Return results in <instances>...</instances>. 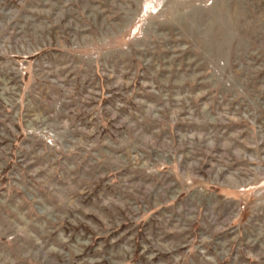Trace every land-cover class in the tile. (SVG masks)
<instances>
[{
	"label": "rangeland",
	"instance_id": "374dc122",
	"mask_svg": "<svg viewBox=\"0 0 264 264\" xmlns=\"http://www.w3.org/2000/svg\"><path fill=\"white\" fill-rule=\"evenodd\" d=\"M0 264H264V0H0Z\"/></svg>",
	"mask_w": 264,
	"mask_h": 264
}]
</instances>
